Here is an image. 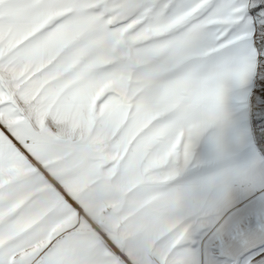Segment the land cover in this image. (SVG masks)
Instances as JSON below:
<instances>
[{
  "label": "snow or ice",
  "instance_id": "1",
  "mask_svg": "<svg viewBox=\"0 0 264 264\" xmlns=\"http://www.w3.org/2000/svg\"><path fill=\"white\" fill-rule=\"evenodd\" d=\"M0 264H264V0H0Z\"/></svg>",
  "mask_w": 264,
  "mask_h": 264
}]
</instances>
